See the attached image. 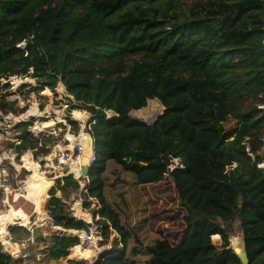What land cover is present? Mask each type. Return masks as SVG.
I'll list each match as a JSON object with an SVG mask.
<instances>
[{
    "label": "trees",
    "instance_id": "1",
    "mask_svg": "<svg viewBox=\"0 0 264 264\" xmlns=\"http://www.w3.org/2000/svg\"><path fill=\"white\" fill-rule=\"evenodd\" d=\"M22 42L26 48H17ZM31 69L39 84L55 90L62 82L98 117L86 191L63 177L45 204L53 226L69 234L89 230L73 217L71 197L82 198L85 208L90 197L100 201L105 241L113 235L109 221L123 249L103 254L98 264H242L231 243L239 232L250 264H264V170L258 168L264 161V0H0V112H26L8 100L10 92L1 94L10 85L1 86ZM154 99L164 111L153 123L131 116ZM106 111L114 116L105 119ZM229 120L238 123L231 134L224 128ZM31 126L16 127V150L49 154L41 144L52 137L36 138ZM175 159L181 166L172 170ZM113 165L133 174L138 186L175 187L189 230L181 245L161 234L144 248L147 259L136 260L141 251H129L130 243L142 241L106 195ZM8 232L14 243L47 246L46 263L68 258L81 244L63 232L45 237L22 226ZM0 264L25 262L0 242Z\"/></svg>",
    "mask_w": 264,
    "mask_h": 264
},
{
    "label": "rangeland",
    "instance_id": "2",
    "mask_svg": "<svg viewBox=\"0 0 264 264\" xmlns=\"http://www.w3.org/2000/svg\"><path fill=\"white\" fill-rule=\"evenodd\" d=\"M32 74L33 70L31 69L30 74L24 77H12L9 80H2L1 87L9 84L10 88H1V94L10 92L8 100L16 102V107L26 109V112L17 115L10 111H7L5 114L2 111V115H0V212L12 206V224H20L23 220H26L29 224L28 226H24L25 228L31 232L38 229L42 235L47 237L52 233L62 231L58 227L53 226L47 212H45V220L39 215L37 202H35L39 185L31 182V197L28 198V194L26 196V192L23 190V184L34 176V169L37 168L41 176L52 183L50 189L56 185L59 176L54 174L58 170L55 166L54 156L56 155L58 146L66 147L71 145L72 140L69 133L70 131H74V129L70 126L69 120L59 117L56 113V108L60 105L58 99L59 85L56 86L55 90H52L45 85L39 84ZM40 88L41 90L38 91ZM47 88L49 90H46ZM32 110H35L36 113L32 114L28 119L22 118L23 115ZM163 111L164 107L160 101L154 99L148 102L147 107L132 111L131 116L145 122H154ZM50 121H54V125L50 128H45L43 124ZM21 122H31V128H37V135L40 139L43 136L52 137L51 142L41 144L50 149L49 154L36 156L34 150H28L23 154L18 153L15 146L20 143L19 136L21 133L16 127ZM237 125V121L229 120L224 123V128L231 134L236 130ZM106 179V195L109 203L120 211L123 224L129 229L135 230L142 241V245H136L134 241H131L129 247V251H132L134 247H138L141 251V254L136 257L138 262L142 263L147 259V256L144 255V248L154 243L161 234L178 243L189 234L188 227L184 223L183 218L186 216V212L182 209L175 187L170 182L157 187H141L135 184L133 174L121 171L116 165L110 166ZM50 189L47 191L49 192ZM81 190L83 191L82 187ZM16 193L21 195L18 200H15ZM48 196L44 195L43 197L45 204L49 200ZM57 196L60 197L61 193L58 192ZM71 198L70 205L71 207H75L78 216L81 214V210L76 209V206L80 205L79 202H82L81 198ZM80 206H82L84 214L92 216V208L86 209L83 208V205ZM88 215L86 217L89 221ZM79 218L82 219L81 217ZM84 220L88 224L86 219ZM68 233H72V231ZM117 238L118 236L113 234L108 241L104 240L96 244L97 248L81 242L80 247L73 252L75 247L72 250L73 253L71 252L72 254L68 258L50 263L43 261V254L47 248L43 243L36 244L33 241L32 243L26 242L23 244L14 243L12 242L10 233L6 240H9L13 245L16 244L17 247H10L9 244L3 242L2 238H0V242L4 245V249L13 257H23L25 264H69V258L72 259L71 262L83 261V263L93 264V262L96 263L95 259L99 258L100 254L121 250L120 242L116 244ZM241 239H243L241 232L237 233L236 236H232V245H236L237 240L240 241ZM132 240H135L134 237ZM213 240L215 244H220L218 236L214 237ZM78 250L96 251V255L93 258L90 257L88 260H83V258L76 257Z\"/></svg>",
    "mask_w": 264,
    "mask_h": 264
},
{
    "label": "built area",
    "instance_id": "3",
    "mask_svg": "<svg viewBox=\"0 0 264 264\" xmlns=\"http://www.w3.org/2000/svg\"><path fill=\"white\" fill-rule=\"evenodd\" d=\"M17 48L19 49H25L26 43L22 42L17 45ZM28 55V52L25 54ZM33 70V69H32ZM58 99L60 101L59 107L56 108V113L59 117H62L59 115V113L63 112H73V111H80L81 113L86 116L85 119L79 118V117H69L64 116L62 118L69 120L70 122H76L79 125V131L76 132L73 125L72 128L74 131H70L69 135L71 137V145L70 146H58V150L56 152V155L54 156V162L55 166L58 168L57 172H55V175H58V179H62L63 177L72 176L75 180H77L82 187L83 191H86V186L89 182V176H85L82 168L84 166V158L85 155H88V166L91 168L93 164L96 162V138L93 130V126L96 124L97 116L92 113L91 111H88L82 106L84 105L83 102H78L72 95H70L66 87L63 85L62 82L58 83ZM260 109L264 110V106H260ZM2 112H0V115ZM106 117L105 119H111L114 116V113L111 111L105 112ZM31 132L34 134L36 138H39L37 135V128H31ZM249 151V149H248ZM260 156L264 157V147L262 151L259 153ZM49 159V158H48ZM181 160L175 159L173 162V165L171 166V169L174 170L175 168L181 166ZM236 167V164L234 165ZM258 168L264 170V161L258 164ZM82 202H79L80 205H83L84 207V201L81 198ZM89 201L91 202L92 210V219L91 221H87L89 225L88 231H73L75 232L76 236L80 238V241L83 244L92 245V244H98L100 241H104V233L103 229L104 227L99 224V221L102 220L101 217V203L100 201L95 197H90ZM82 207V206H81ZM89 208V209H90ZM87 209V208H86ZM71 211L73 213V217L77 218L78 220L85 221L83 218L80 219L77 214L75 207H71ZM91 225V227H90ZM108 226L110 231L117 235L119 240H121L120 236L116 233V231L111 226V223L108 221ZM79 233V234H78ZM120 246L122 247L120 251H115L113 253H110V256H117L120 254V252L123 249V245L120 243ZM107 253V252H106ZM105 254L102 253L99 258H96V263L93 262V264H98L101 260V256ZM105 259L102 260L104 262ZM82 263V262H81ZM87 264V263H82ZM103 264V263H100Z\"/></svg>",
    "mask_w": 264,
    "mask_h": 264
},
{
    "label": "bare ground",
    "instance_id": "4",
    "mask_svg": "<svg viewBox=\"0 0 264 264\" xmlns=\"http://www.w3.org/2000/svg\"><path fill=\"white\" fill-rule=\"evenodd\" d=\"M35 113H36L35 110L29 111V113L23 115L22 118L28 119L29 117H31L32 114H35ZM59 115L62 116V117L69 116V117H79V118H82V119H85L86 118V116H84V114L81 113L80 111L63 112V113H59ZM53 122L54 121H50V122L44 123L43 126L45 128L46 127H49L50 128V127H52L54 125ZM88 158L89 157L86 154L85 155V158H84V166L82 168L83 173H84V168L86 167V165H88V161H87ZM31 182L39 185V191H38V194L35 196L36 197L35 202H37V206H38V210H39L38 211L39 212V215L41 216V218H44V220H45L46 219V214H45V211H44L45 201H44L43 197H44V195L47 197L48 194H46V192H48L47 190L52 185V183L49 182V181H46L41 176L40 171L37 168H35L34 169V176H32V178L29 179L28 182H25L23 184V190L26 192V196L28 194V198L31 197V194H30ZM33 189H34V186H33ZM19 197H21V195L18 194V193H16L15 194V200H18ZM35 197H33V198H35ZM76 209H80L81 210V214H79L78 216L87 220L86 215H88V214H84L81 206L80 205H77L76 206ZM12 210H13L12 206H9L4 211L0 212V238H2V240H4L3 242H5L6 244H9L10 247H12V246L17 247L16 244L13 245V244H11V242H9V240H6L8 234H9L8 233V230H7L8 226H11V225H15L16 224V223L15 224H10L11 221L13 220ZM76 214H77V211H76ZM88 217L91 220V217L89 215H88ZM20 224L26 225L27 224V221L26 220H23V222L20 223ZM69 234H74L75 235L76 233L72 231V233H69ZM239 244H240V241L237 240L236 246H238ZM89 246H92L94 248H97L96 244H92V245H89ZM95 255H96V251H92V250H86V251L78 250L76 252V257L83 258V260H88L90 257L93 258Z\"/></svg>",
    "mask_w": 264,
    "mask_h": 264
},
{
    "label": "water",
    "instance_id": "5",
    "mask_svg": "<svg viewBox=\"0 0 264 264\" xmlns=\"http://www.w3.org/2000/svg\"><path fill=\"white\" fill-rule=\"evenodd\" d=\"M90 170H91V168L88 165H86V167L84 168V175L89 176ZM11 226H22V225L15 224V225H11ZM11 226H9V227H11ZM22 227H24V226H22ZM61 231L65 232L67 230L61 229ZM66 235H72V236L77 237L76 235H73V234H66ZM232 249L237 254V256L240 258L242 264H250L247 246H246V241H245L244 237H243V239L240 240V244L238 246L233 245ZM69 261H72V260L69 259ZM82 263H83V261H82Z\"/></svg>",
    "mask_w": 264,
    "mask_h": 264
},
{
    "label": "crops",
    "instance_id": "6",
    "mask_svg": "<svg viewBox=\"0 0 264 264\" xmlns=\"http://www.w3.org/2000/svg\"><path fill=\"white\" fill-rule=\"evenodd\" d=\"M148 123H153V121L152 122H148ZM46 180V179H45ZM46 181H48V180H46ZM50 182V181H49ZM166 183V182H165ZM162 184H164V182L163 183H159V184H157V185H141V187H148V186H154V187H157V186H162ZM140 187V188H141ZM49 189H50V187H49ZM184 218V217H183ZM10 224H12V222L10 223ZM28 221H27V224L26 225H22V226H28ZM168 238V237H167ZM186 238V237H185ZM170 241H171V243L174 245V246H179V245H181L182 244V242L184 241V240H182L180 243H178V242H175V241H173V240H171L170 238H168ZM70 259V258H69Z\"/></svg>",
    "mask_w": 264,
    "mask_h": 264
}]
</instances>
